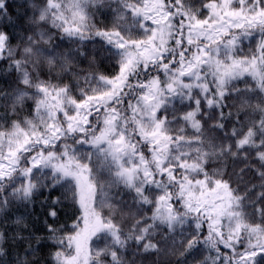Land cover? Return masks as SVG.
Instances as JSON below:
<instances>
[{
	"label": "snow or ice",
	"instance_id": "snow-or-ice-1",
	"mask_svg": "<svg viewBox=\"0 0 264 264\" xmlns=\"http://www.w3.org/2000/svg\"><path fill=\"white\" fill-rule=\"evenodd\" d=\"M0 264H264V0H0Z\"/></svg>",
	"mask_w": 264,
	"mask_h": 264
}]
</instances>
